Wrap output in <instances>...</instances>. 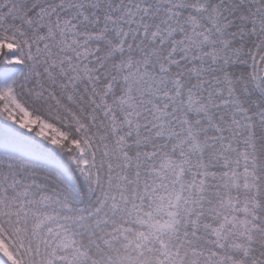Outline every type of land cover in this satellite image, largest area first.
<instances>
[{"label": "snow or ice", "instance_id": "snow-or-ice-1", "mask_svg": "<svg viewBox=\"0 0 264 264\" xmlns=\"http://www.w3.org/2000/svg\"><path fill=\"white\" fill-rule=\"evenodd\" d=\"M0 264H264V0H0Z\"/></svg>", "mask_w": 264, "mask_h": 264}]
</instances>
